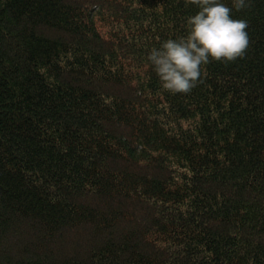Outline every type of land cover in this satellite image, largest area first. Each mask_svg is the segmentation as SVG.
I'll return each mask as SVG.
<instances>
[{
  "label": "trees",
  "instance_id": "trees-1",
  "mask_svg": "<svg viewBox=\"0 0 264 264\" xmlns=\"http://www.w3.org/2000/svg\"><path fill=\"white\" fill-rule=\"evenodd\" d=\"M197 11L0 0V264H264V0L171 93L148 56Z\"/></svg>",
  "mask_w": 264,
  "mask_h": 264
},
{
  "label": "clouds",
  "instance_id": "clouds-1",
  "mask_svg": "<svg viewBox=\"0 0 264 264\" xmlns=\"http://www.w3.org/2000/svg\"><path fill=\"white\" fill-rule=\"evenodd\" d=\"M198 7L188 19L185 38L169 39L148 56L165 90L189 93L199 82L201 66L211 60L232 62L242 58L249 47L248 21L232 16L250 6V0H232V7L221 0H191Z\"/></svg>",
  "mask_w": 264,
  "mask_h": 264
}]
</instances>
